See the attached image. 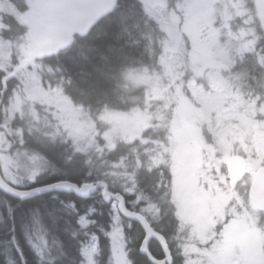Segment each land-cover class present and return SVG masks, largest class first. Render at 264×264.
I'll list each match as a JSON object with an SVG mask.
<instances>
[{
    "label": "clouds",
    "instance_id": "obj_1",
    "mask_svg": "<svg viewBox=\"0 0 264 264\" xmlns=\"http://www.w3.org/2000/svg\"><path fill=\"white\" fill-rule=\"evenodd\" d=\"M222 2L218 0L216 5L220 26L210 36V18L201 31L202 41L210 45L208 61L196 59L199 49L188 52L181 39L185 30L181 23L182 0H160L155 10L149 11H145L141 0H130V7L110 30L92 42L77 44L72 59L78 65L74 69L59 61V53L76 43L71 35L74 28L63 30L43 49L35 46L29 29L9 40H0V88L8 111L7 126L0 132V160L4 162V174L0 176V230L7 229L10 234L0 246V254L8 257L6 264H27L20 237L39 255L51 236L46 210L39 206L25 210L18 236L16 209L20 205L12 201H23L53 186L36 187L40 178L48 174L42 163L48 159L45 149L69 141L85 157V176L94 177L86 185L88 188H111L117 199L125 193L135 197L131 203L136 209L127 213L129 217L148 227L171 212L176 227L169 239L183 251V264H195L190 252L205 238L197 237L191 225L179 218L164 176L176 147L178 127V116L171 104L190 90L202 97L193 116L197 135L206 145L202 149L203 167L196 175L197 191H203L208 184L204 194L210 198L211 235L206 239L212 238L215 224H223L225 216L238 220L246 215L242 211L247 202L244 182H234L226 170L217 169L225 155L249 159L255 156L250 124L264 133V54L256 51L257 46L264 47V31H257L250 15L244 18L242 4L226 13L221 9ZM236 17H241L242 22L237 23ZM81 35L87 33L82 31ZM53 55L58 59L55 64L46 59ZM105 83L114 92L127 96L133 105L129 113L141 117L132 138L107 125L106 105L92 114L73 96V91L85 95L88 89ZM139 89L142 94H135ZM69 112L76 118L73 124L67 120ZM98 134L105 139L103 145L96 140ZM141 173L151 178L149 184H141ZM113 220L111 231L101 227L105 236L121 233L122 218ZM124 238L131 243L130 238ZM125 249L122 256L133 250L127 244ZM80 251L85 257L81 264H100L93 259V254L102 252L97 236ZM124 264L133 262L126 259Z\"/></svg>",
    "mask_w": 264,
    "mask_h": 264
},
{
    "label": "trees",
    "instance_id": "obj_2",
    "mask_svg": "<svg viewBox=\"0 0 264 264\" xmlns=\"http://www.w3.org/2000/svg\"><path fill=\"white\" fill-rule=\"evenodd\" d=\"M10 1L14 3L20 11H25L29 8L24 0ZM141 4L144 6L145 11H148L142 1ZM215 4H217V2H215ZM129 7L130 0H118L114 10L96 24L86 36L77 35L73 38L76 43L59 53V61L63 62L67 67L74 69L78 65V61L72 59V57L76 56L77 44L92 42L97 36L110 30L120 14L127 11ZM137 7H139V5H137ZM253 12L256 14L254 10ZM0 16L2 22L6 26L0 32V35L4 40H9L24 29H28V26L17 19L14 15L1 13ZM256 23L257 25L255 24L254 26L259 32L261 31V28L257 18ZM182 39L186 45V50L188 51L189 45L185 34L182 35ZM256 51L257 53L264 54V47L257 46ZM46 59L53 64L58 62L57 56L55 55ZM2 91L3 89L0 88L1 102L5 103ZM135 94H142V89L137 90ZM184 94L192 102L196 101L191 94V91H186ZM73 96L77 101L83 102L86 107H89V111L92 114L103 109L105 105L108 110L117 111H127L133 106L127 96L119 92H114L106 83L103 87H93L88 89L85 95H80L79 92L73 91ZM174 106H176L175 102L171 104V109H173ZM0 128L4 130L1 118ZM70 144L71 141H69V144L64 145H50L45 149L48 157L46 163L49 170L47 175L40 178L36 187L59 181H69L78 186L92 182L94 177L85 176V172L87 171L83 163L85 157L81 153L76 152ZM145 176L147 175L143 173L140 175V182L142 185L149 184L151 180L150 177L146 179ZM164 176L166 178L165 182L170 184L171 196L173 198L172 174L169 168L165 169ZM109 190L112 191L111 188H109ZM123 195L127 201L128 207L135 211L136 206L133 207L130 204V201H133L135 197L127 193ZM12 203L20 205L16 209L18 236L19 224L23 213L26 209L33 206H39L41 210H46L45 219L51 229V236L45 240L44 249L39 255L25 244L23 237H20L19 245L22 248V254L26 258L27 264H81V260L85 259V257L80 250L90 244L94 235L98 237V246L102 249V252H100L96 259L100 261V264H109L111 238L110 236H105L100 229L103 227L108 231L111 230L110 225L112 224L113 217L117 213V210L113 207L112 203L104 202L101 191H98L95 195L88 198H81L75 194L52 192L25 201L13 199ZM175 211L177 213L176 206ZM48 213H50V215H48ZM82 218L86 219L87 223H83L81 221ZM151 224L157 232H160L168 239L174 257V263L182 264L181 261L184 260V256L182 257L178 253L179 251L175 245L169 241V238L175 232L176 227V220L171 212L159 222H151ZM123 231L124 236L131 239V243H128V240L126 239L125 241L127 246L133 249L131 253H128L133 264H151L147 258L140 253L142 240L144 238L141 227L136 223H129L128 221L123 220ZM9 235L7 229L0 230V246H2L3 242L9 240ZM149 250L156 259L160 260V258L163 257V251L157 242H150ZM0 251H2V248H0ZM12 253L15 255V249H12ZM7 259L8 257L6 255L0 254V264H6ZM17 259H19V256H17Z\"/></svg>",
    "mask_w": 264,
    "mask_h": 264
},
{
    "label": "rangeland",
    "instance_id": "obj_3",
    "mask_svg": "<svg viewBox=\"0 0 264 264\" xmlns=\"http://www.w3.org/2000/svg\"><path fill=\"white\" fill-rule=\"evenodd\" d=\"M24 1L27 7H30L31 12L38 14L40 13V4L38 0ZM141 1L144 3L148 11L155 10L160 3V0ZM214 1L215 0L182 1L184 4V9L181 23L185 30L181 33V39L182 35L185 34L189 45L188 52L192 53L194 50L199 49L198 53L196 54V59L200 61L210 60V55L208 52L210 45L207 41H202L201 38V31L205 22L212 18L209 28L210 36L220 26L221 23V17L217 12V4H215ZM228 1L229 0H223L221 5V9L226 13L234 10L233 6H239L235 5L233 0L232 2ZM243 11L245 14L244 18L250 15L253 20L256 17V14H254L252 9L249 10L243 8ZM1 13L14 15L17 19L24 22L23 12L20 11L10 0H0V14ZM239 20L242 22L241 17H236L237 23H239ZM228 24L229 27L232 26L230 20L228 21ZM5 27L6 26L2 22L0 16V32ZM0 40H4L1 35ZM184 46L186 48L185 44ZM190 91L196 100L195 102H192L190 99H188L185 94L178 97L174 101L176 106H174L173 110L178 116V127L176 129V147L171 154V164L169 169L172 174L173 200L179 218L190 224L193 233L197 237L205 238L204 242H206L208 241L206 237L211 235L208 231L210 198L204 194L208 189V184L206 183L204 185L203 191H197L196 187L198 183L196 180L197 170L203 167L202 149L206 145L202 142L200 136L197 135L193 116L195 110L201 105L202 97L197 91ZM7 115L8 111L6 105L0 100V118L3 121L4 128L7 126L5 124V118ZM104 119L107 121L108 126L112 127L116 132L127 138H132L135 135L136 130L142 122L141 117L138 114H130L129 110H108ZM67 120L69 124H73L76 118L71 112H69L67 115ZM249 130L253 133L255 156H253L251 159L246 156V159L248 160L247 174L243 180H241L244 182L246 189L252 182L255 172L259 168L264 167V133L258 131L255 124H250ZM3 131L4 130L0 129V132ZM96 140L100 145L105 143L104 137L100 134L96 136ZM0 155H2V153H0ZM232 156L235 155H225L220 161L217 170H225ZM257 156L259 159L256 158ZM0 162L2 173L4 174V162L3 160H0ZM42 163L48 168L46 159L43 160ZM145 177L148 179V176ZM131 202L132 201H130V204L135 207L136 205H133ZM112 205L117 210V203L113 202ZM252 210L253 209L249 207L243 208L242 211L246 213V215L241 216L238 220H232L231 223L220 232V238L215 240V242L210 245V247L206 246L204 242L198 243L196 247L190 252V256L195 264H263L264 225H260L262 227L260 228L259 224L257 223V218L255 215H253L254 213ZM237 215H239V213H237ZM256 215L262 216L260 212H256ZM114 217H120V215L117 213ZM212 219L215 220L216 217L213 216ZM81 221L83 223H87V220L84 218H82ZM114 222L115 221L113 220L112 224ZM122 224L121 233H113L110 236L111 254L109 256V264H124L126 259H130L128 253L123 256L121 254L122 251L126 252V241L124 238L125 236ZM219 224L220 223L215 224L213 228L214 233L216 231L217 225ZM199 244L202 245L199 246ZM87 246L84 249H86ZM180 251L183 255V251ZM96 257L97 255L93 254V259H96Z\"/></svg>",
    "mask_w": 264,
    "mask_h": 264
},
{
    "label": "water",
    "instance_id": "obj_4",
    "mask_svg": "<svg viewBox=\"0 0 264 264\" xmlns=\"http://www.w3.org/2000/svg\"><path fill=\"white\" fill-rule=\"evenodd\" d=\"M39 2L41 9L44 10L47 16V22L42 21L34 13H27V19L25 22H31L34 31L33 40L37 42L38 46L45 48L53 43L63 30L70 27L75 29L71 34L72 38L80 35L82 31L88 34L96 24H98L114 10L118 0H39ZM255 6L261 23V19L264 18V0H255ZM261 29L264 31V28ZM246 169L247 162L240 156H234L228 164V171L233 181L241 179L245 175ZM0 176H2L1 172ZM60 182L62 183L56 182L49 184L53 186L51 188H45L42 192L33 193L29 198H26L23 201L44 196L52 192L75 194L81 198H88L95 195L99 189H103L102 196L104 201H117L118 210L122 217L137 223L144 230L145 239L142 243L144 245V250L142 251L140 249L141 254L148 257L152 264H173V257L166 238L154 231L150 223L148 227H144L142 226L141 221L129 217L127 213L133 211L127 207L126 200L123 195L122 199H117L116 194L112 193L108 189L101 187L88 188L86 186L87 184L79 187L69 181ZM41 187L43 186H39L37 188ZM249 194L254 205H264V168H261L256 172ZM152 240L156 241L160 245L164 252L165 259L158 261L152 257L148 248L149 243Z\"/></svg>",
    "mask_w": 264,
    "mask_h": 264
},
{
    "label": "flooded vegetation",
    "instance_id": "obj_5",
    "mask_svg": "<svg viewBox=\"0 0 264 264\" xmlns=\"http://www.w3.org/2000/svg\"><path fill=\"white\" fill-rule=\"evenodd\" d=\"M183 1V0H182ZM175 2V0H173V3ZM218 2V1H217ZM229 2H232V0H230ZM233 2H235V5H243V8H246V9H252V11L254 10L255 11V13H256V17L252 20V25H257V23H256V18L258 19V21H259V24H260V28H261V23H260V20H259V18H258V13H257V10H256V6H255V0H233ZM41 19L42 20H46L47 19V17H46V15H45V13H44V10H42L41 11ZM239 23L241 22L240 20L238 21ZM251 204V203H250ZM251 206V209H253L252 211H253V213H254V215H256V212H260L261 214H262V217L264 218V207H257V206H255V205H250ZM225 218H227L228 219V216H226ZM230 221H228V223H229ZM227 223V224H228ZM222 229H219V231H221ZM142 234H143V237H145V234H144V232H143V230H142ZM144 239V238H143ZM143 241V240H142ZM152 242V241H151ZM164 258V254H163V257L162 258H160V259H163ZM147 260H148V258H147ZM149 261V260H148ZM175 264V263H174ZM263 264H264V262H263Z\"/></svg>",
    "mask_w": 264,
    "mask_h": 264
}]
</instances>
